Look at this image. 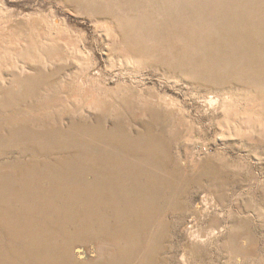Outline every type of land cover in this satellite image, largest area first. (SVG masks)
I'll list each match as a JSON object with an SVG mask.
<instances>
[{
  "label": "rangeland",
  "instance_id": "1",
  "mask_svg": "<svg viewBox=\"0 0 264 264\" xmlns=\"http://www.w3.org/2000/svg\"><path fill=\"white\" fill-rule=\"evenodd\" d=\"M0 264H264V0H0Z\"/></svg>",
  "mask_w": 264,
  "mask_h": 264
},
{
  "label": "bare ground",
  "instance_id": "2",
  "mask_svg": "<svg viewBox=\"0 0 264 264\" xmlns=\"http://www.w3.org/2000/svg\"><path fill=\"white\" fill-rule=\"evenodd\" d=\"M21 10V9H20ZM6 12V11H5ZM23 16V15H22ZM58 21V20H57ZM62 31V30H61ZM55 35V34H54ZM42 37V36H41ZM47 37V36H46ZM42 40V39H41ZM129 144V143H128ZM99 183V182H98ZM97 184V183H96ZM76 185V184H75ZM76 189V188H75ZM3 190V189H2ZM53 193V192H52ZM22 202V201H21ZM94 207V206H93ZM127 208V207H126ZM150 208V207H149ZM36 210H37V208H35ZM91 209V208H90ZM123 210V209H122ZM148 210V209H147ZM9 211V210H8ZM149 212V211H148ZM11 213V212H10ZM16 213V212H15ZM148 214V213H147ZM17 216V215H16ZM18 218V217H17ZM147 219V218H146ZM147 221V220H146ZM145 222V221H144ZM18 224V223H17ZM114 224V223H113ZM108 225H109V223H108ZM15 226H16V223H15ZM113 227V226H112ZM111 227V228H112ZM33 231V230H32ZM113 231V230H112ZM128 231V230H127ZM8 232V231H7ZM27 232V231H26ZM125 232H126V230H125ZM18 234V233H17ZM64 234V233H63ZM115 234V233H114ZM16 235V234H15ZM14 235V236H15ZM28 235V234H27ZM12 236V235H11ZM116 236H118V235H116ZM17 238V237H16ZM15 240V239H14ZM35 240V239H34ZM39 244H40V242H39ZM19 248V247H18ZM4 263V262H3Z\"/></svg>",
  "mask_w": 264,
  "mask_h": 264
}]
</instances>
